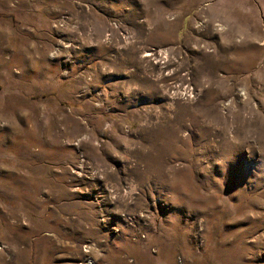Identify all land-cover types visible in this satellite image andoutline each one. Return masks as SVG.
<instances>
[{"label":"rangeland","instance_id":"374dc122","mask_svg":"<svg viewBox=\"0 0 264 264\" xmlns=\"http://www.w3.org/2000/svg\"><path fill=\"white\" fill-rule=\"evenodd\" d=\"M0 264H264V0H0Z\"/></svg>","mask_w":264,"mask_h":264}]
</instances>
